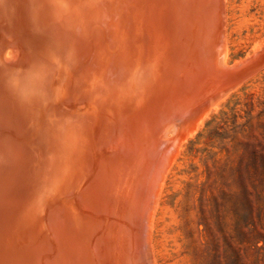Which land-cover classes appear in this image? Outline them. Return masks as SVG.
Returning a JSON list of instances; mask_svg holds the SVG:
<instances>
[{
    "label": "water",
    "instance_id": "1",
    "mask_svg": "<svg viewBox=\"0 0 264 264\" xmlns=\"http://www.w3.org/2000/svg\"><path fill=\"white\" fill-rule=\"evenodd\" d=\"M226 0H0V264H154L180 145L264 69Z\"/></svg>",
    "mask_w": 264,
    "mask_h": 264
},
{
    "label": "rangeland",
    "instance_id": "2",
    "mask_svg": "<svg viewBox=\"0 0 264 264\" xmlns=\"http://www.w3.org/2000/svg\"><path fill=\"white\" fill-rule=\"evenodd\" d=\"M225 24L230 67L264 45V0H226ZM214 120L223 129L206 144ZM151 248L154 264H264V69L180 145L160 189Z\"/></svg>",
    "mask_w": 264,
    "mask_h": 264
},
{
    "label": "trees",
    "instance_id": "3",
    "mask_svg": "<svg viewBox=\"0 0 264 264\" xmlns=\"http://www.w3.org/2000/svg\"><path fill=\"white\" fill-rule=\"evenodd\" d=\"M214 122H215V120L213 122L209 123V125H208L209 128L210 127H213V128L210 130V132L207 136L206 144H209V143L213 142L215 138H218L220 136L221 129H223V125L217 124L216 126H214V124H213ZM225 125H227V123H225ZM250 171H251V169H250Z\"/></svg>",
    "mask_w": 264,
    "mask_h": 264
},
{
    "label": "bare ground",
    "instance_id": "4",
    "mask_svg": "<svg viewBox=\"0 0 264 264\" xmlns=\"http://www.w3.org/2000/svg\"><path fill=\"white\" fill-rule=\"evenodd\" d=\"M251 57V56H250ZM227 63V62H226ZM228 65V64H227ZM154 257V256H153Z\"/></svg>",
    "mask_w": 264,
    "mask_h": 264
}]
</instances>
